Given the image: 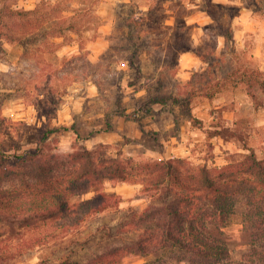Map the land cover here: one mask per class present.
<instances>
[{
    "label": "rangeland",
    "instance_id": "1",
    "mask_svg": "<svg viewBox=\"0 0 264 264\" xmlns=\"http://www.w3.org/2000/svg\"><path fill=\"white\" fill-rule=\"evenodd\" d=\"M42 1L8 0L14 7L26 10L36 8ZM46 1L53 7L56 5L53 19H74L80 29L68 31L66 37H52L50 40L60 44L53 51L36 44L32 56H26L19 42L0 39V145L7 154L33 150L49 127L67 126L74 129H61L47 141L49 153L68 154L82 146L93 149L103 143L112 146L113 154L122 150L125 156L138 161L182 157L194 165L222 167L249 152L210 129L214 130L220 117L228 120L245 117L253 125L252 146L264 156V91L251 90L257 94L255 101L239 72L246 67L264 72V0H210L225 8L223 22L233 28L232 42L226 41L218 29L206 30L215 23L205 10L207 0ZM152 4L156 13L154 22L143 32L147 44L139 63L144 77L138 79L137 71L126 60L132 50L112 46L126 29L127 14L135 9L137 15L145 16ZM178 22L188 28L186 39L176 38ZM189 40L194 47L186 51ZM87 59L98 65L99 80L108 90L112 104L117 95L122 96L123 106L136 114V120L115 115L114 129L106 131L108 99L100 95L91 77L80 75L76 81L71 80L72 71L81 74ZM159 76L163 79L164 93L183 98L193 95L186 103L187 112L190 110L202 119L205 128L192 126L184 107L173 100L165 105H145L149 84ZM10 162L11 159L0 157V166ZM106 188L119 190L123 195L122 208L146 202L139 184L108 181ZM93 195L88 193L81 198ZM115 217L114 212H108L83 222L81 227L86 233L94 231L102 223L113 224ZM244 221L241 206L222 231L213 230L228 245L234 262L243 261L250 250L251 240L244 230ZM69 237L28 250L11 264H64L68 258H90L100 249L96 245L99 241H92L86 251L70 254ZM136 239L134 235L127 236L124 243L134 249ZM114 243L108 238L102 246ZM162 254L144 256L132 251L118 264H146L158 260ZM161 259H167L168 264H191L178 261L172 254Z\"/></svg>",
    "mask_w": 264,
    "mask_h": 264
},
{
    "label": "trees",
    "instance_id": "2",
    "mask_svg": "<svg viewBox=\"0 0 264 264\" xmlns=\"http://www.w3.org/2000/svg\"><path fill=\"white\" fill-rule=\"evenodd\" d=\"M55 6L43 0L36 8L26 10L0 0V39L19 42L26 56L35 55L36 44L53 51L60 44L50 40L52 37H66L68 31L80 29L74 19H53ZM204 7L215 21L206 30L218 29L226 41L232 42L233 28L223 22L225 8L210 0L204 2ZM155 13L153 4L142 17L131 10L125 17L126 29L112 46L132 50L126 60L137 71L138 79L144 77L139 63L147 44L143 32L154 22ZM176 30L177 39H186L185 25L178 22ZM126 41L128 45L123 44ZM189 42L186 51L194 47L193 41ZM98 70V65L87 59L81 74L72 71L71 80L76 81L80 75L91 77L100 95L108 99L106 131L114 129L115 115L136 120V114L123 106L122 96L117 95L112 104ZM239 72L257 101L256 92L251 90L264 91V72L249 67ZM156 80L147 89L146 106L165 105L173 100L184 107L192 126L205 128L202 119L187 112L186 103L192 100V94L186 98L166 94L161 91L162 77ZM220 118L210 131L249 152L222 167L194 165L182 157L138 161L125 156L122 150L113 154L112 146L103 143L93 149L82 146L68 154L49 153L47 141L61 129H74L67 126L49 127L40 144L23 153L7 154L0 145V157L11 159L9 164L0 166V264H11L26 251L61 242L65 236L71 237L70 254L86 251L92 241H99L96 245L100 249L90 258H68L64 264H118L132 251L144 256L163 253L158 260L146 264H168L167 259H161L166 254L191 264H264V156L252 146L253 125L248 118ZM108 181L141 185L146 202L122 208V195L107 190ZM88 193L93 197L81 198ZM241 206L244 230L251 242L244 260L234 262L228 245L213 230L222 231ZM108 212L116 214L113 224L102 223L94 231H83V222ZM131 235L137 237L134 249L124 243ZM108 238L116 243L102 246Z\"/></svg>",
    "mask_w": 264,
    "mask_h": 264
},
{
    "label": "crops",
    "instance_id": "3",
    "mask_svg": "<svg viewBox=\"0 0 264 264\" xmlns=\"http://www.w3.org/2000/svg\"><path fill=\"white\" fill-rule=\"evenodd\" d=\"M114 191H116V192H118L119 194H121L120 192H119V190H114ZM122 195V194H121ZM122 197H123V195H122ZM130 206H134V205H130Z\"/></svg>",
    "mask_w": 264,
    "mask_h": 264
}]
</instances>
